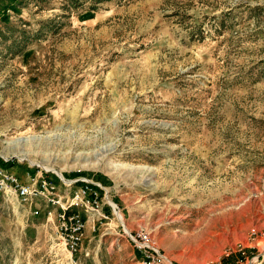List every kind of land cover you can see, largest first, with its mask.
Wrapping results in <instances>:
<instances>
[{
    "label": "rangeland",
    "instance_id": "1",
    "mask_svg": "<svg viewBox=\"0 0 264 264\" xmlns=\"http://www.w3.org/2000/svg\"><path fill=\"white\" fill-rule=\"evenodd\" d=\"M0 168V264H264V0H0Z\"/></svg>",
    "mask_w": 264,
    "mask_h": 264
},
{
    "label": "built area",
    "instance_id": "2",
    "mask_svg": "<svg viewBox=\"0 0 264 264\" xmlns=\"http://www.w3.org/2000/svg\"><path fill=\"white\" fill-rule=\"evenodd\" d=\"M4 170L0 168V175L4 174ZM15 191L17 196L27 204H34L38 199H45L51 204H60L62 207V213H60V228L62 230L65 249L70 253L71 258L79 251L83 233L86 228L87 218L81 214L78 210L71 209L78 206H86V211L90 209L93 211V215L96 213L102 217H108L104 213V202L98 191L96 185H86L84 189L78 190L72 201L69 199L63 200V197L58 195L55 191L56 185L52 181L46 179H38L33 182H22L18 177L14 175H7L1 185L8 184ZM138 249L145 254V264H156V258L153 253H149L154 248L149 233L144 230L138 231L135 235L131 236Z\"/></svg>",
    "mask_w": 264,
    "mask_h": 264
},
{
    "label": "bare ground",
    "instance_id": "3",
    "mask_svg": "<svg viewBox=\"0 0 264 264\" xmlns=\"http://www.w3.org/2000/svg\"><path fill=\"white\" fill-rule=\"evenodd\" d=\"M50 170H53V171H55L58 175H61V173H59V172H57L56 170H54V169H50ZM62 176V175H61ZM60 176V177H61ZM64 179V178H63ZM112 205H115L113 202H110ZM114 208H116V205L114 206Z\"/></svg>",
    "mask_w": 264,
    "mask_h": 264
},
{
    "label": "trees",
    "instance_id": "4",
    "mask_svg": "<svg viewBox=\"0 0 264 264\" xmlns=\"http://www.w3.org/2000/svg\"><path fill=\"white\" fill-rule=\"evenodd\" d=\"M2 164H4V163H2ZM8 164H10V163H8ZM8 164H6L5 166H7ZM223 260H225V258Z\"/></svg>",
    "mask_w": 264,
    "mask_h": 264
}]
</instances>
